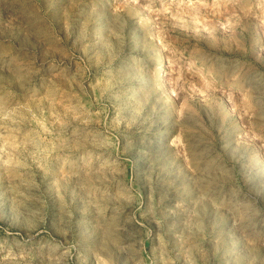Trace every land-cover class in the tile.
<instances>
[{
    "label": "rangeland",
    "instance_id": "rangeland-1",
    "mask_svg": "<svg viewBox=\"0 0 264 264\" xmlns=\"http://www.w3.org/2000/svg\"><path fill=\"white\" fill-rule=\"evenodd\" d=\"M0 264H264V0H0Z\"/></svg>",
    "mask_w": 264,
    "mask_h": 264
},
{
    "label": "bare ground",
    "instance_id": "bare-ground-1",
    "mask_svg": "<svg viewBox=\"0 0 264 264\" xmlns=\"http://www.w3.org/2000/svg\"><path fill=\"white\" fill-rule=\"evenodd\" d=\"M161 65H162V64H161ZM159 66H160V65H159ZM163 75H164V74L162 73V76H161V77H164ZM160 79H161V78H160Z\"/></svg>",
    "mask_w": 264,
    "mask_h": 264
}]
</instances>
